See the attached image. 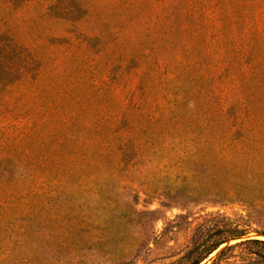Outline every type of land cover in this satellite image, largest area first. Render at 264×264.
I'll return each instance as SVG.
<instances>
[{"label":"rangeland","instance_id":"rangeland-1","mask_svg":"<svg viewBox=\"0 0 264 264\" xmlns=\"http://www.w3.org/2000/svg\"><path fill=\"white\" fill-rule=\"evenodd\" d=\"M69 1L0 0L15 40L1 61L27 71L0 87V264H191L200 224L225 220L239 237L201 264L264 242L239 203L187 197L264 176V0H77V25L44 16Z\"/></svg>","mask_w":264,"mask_h":264},{"label":"trees","instance_id":"trees-1","mask_svg":"<svg viewBox=\"0 0 264 264\" xmlns=\"http://www.w3.org/2000/svg\"><path fill=\"white\" fill-rule=\"evenodd\" d=\"M177 4L178 3L176 2L173 4H168V6L171 5L169 8L172 12L176 8V6L178 7ZM12 7L13 6L10 4L5 6V8H8V10ZM84 7H86V17L90 10L87 8V6L81 5L77 0H71L69 2L56 4L54 6L49 4L44 8L43 12L44 16H51L57 21L77 25L82 20V17L77 16V13L79 14ZM52 10H55L57 12L52 15ZM4 21L1 20L0 22V42L4 37H6L8 39L7 44L12 45L15 43V40L11 36V30L8 28L7 21ZM35 50L36 47L32 46L28 48L27 52H30L31 56H34L33 52H35ZM26 78L27 71L25 69L19 68L18 66L14 67V64L5 65L0 58V87L13 85L19 82V80H23ZM257 175L258 172L256 176L250 178L249 180L235 181L231 187L218 188L220 190L216 191L196 189L195 191L188 193L187 197H189L191 203L194 204H226L233 202L239 203L240 206L247 208L250 211L249 213L251 215L253 214L261 219H264V176L263 174H260L258 176ZM175 194L179 195L180 197L183 195L179 191ZM229 196H233L234 198H229ZM205 215L207 216L210 214ZM179 218L184 219L185 216L180 215ZM225 221L226 223L220 226V229L218 230H211L210 227L200 224V226L198 227V230H201L200 233L192 241L191 247L188 248V250H186L183 254V256H197V258H195L191 262V264H201L209 255L218 250V248L223 243H227L229 240H234L235 238L239 237L238 235H234V232L228 225L227 220ZM213 231L215 233L224 234V240L217 244H213L211 241H209L210 233ZM259 234L264 236V231L259 232ZM250 245H260L264 247V242L258 240H246L243 242H239L233 246H227L217 253L210 264H221L223 262L229 264V260L235 258L236 256H226L227 253L239 247ZM238 258L241 259L239 260L238 264H264V256H238Z\"/></svg>","mask_w":264,"mask_h":264},{"label":"water","instance_id":"water-1","mask_svg":"<svg viewBox=\"0 0 264 264\" xmlns=\"http://www.w3.org/2000/svg\"><path fill=\"white\" fill-rule=\"evenodd\" d=\"M255 237H261V238H264V236H262V235H257V236H255ZM237 240H241L240 238H238ZM246 240H250V239H246ZM245 241V240H244Z\"/></svg>","mask_w":264,"mask_h":264},{"label":"bare ground","instance_id":"bare-ground-1","mask_svg":"<svg viewBox=\"0 0 264 264\" xmlns=\"http://www.w3.org/2000/svg\"><path fill=\"white\" fill-rule=\"evenodd\" d=\"M259 238V237H258ZM259 239H261V238H259ZM264 240V239H263Z\"/></svg>","mask_w":264,"mask_h":264}]
</instances>
